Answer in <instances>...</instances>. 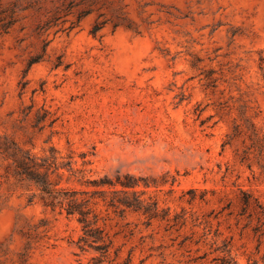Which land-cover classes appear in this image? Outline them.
I'll return each mask as SVG.
<instances>
[{
  "label": "rangeland",
  "instance_id": "1",
  "mask_svg": "<svg viewBox=\"0 0 264 264\" xmlns=\"http://www.w3.org/2000/svg\"><path fill=\"white\" fill-rule=\"evenodd\" d=\"M6 148L157 180L171 222L108 221L118 263L264 264V0H0V264H88Z\"/></svg>",
  "mask_w": 264,
  "mask_h": 264
},
{
  "label": "trees",
  "instance_id": "2",
  "mask_svg": "<svg viewBox=\"0 0 264 264\" xmlns=\"http://www.w3.org/2000/svg\"><path fill=\"white\" fill-rule=\"evenodd\" d=\"M97 32L98 29L93 34L96 36ZM9 150L6 148L4 152L12 159L13 175L19 181L33 184L45 207L76 218L82 229V235L77 242L78 249L82 254L91 252L95 254L88 264H131V256L122 263L117 262L119 251H115L114 257L112 256L113 239L107 231L108 221L124 220L129 213H133L144 217L147 226L156 219L171 222L167 212L164 211V216L161 215L158 202L152 200V197L148 200L144 198L146 192L142 188L158 187L156 179L118 172L113 177L104 174L85 182L80 179L79 182L85 184L86 189L64 188L54 182L52 176L61 179L62 175L59 172L63 169H67L72 175L76 174L72 170V162L58 164L54 157L39 160L29 152ZM82 158H86V155L83 154ZM252 200L249 194L244 193L246 208L251 206ZM253 201L261 208L257 200ZM221 264L236 263L233 259L224 257Z\"/></svg>",
  "mask_w": 264,
  "mask_h": 264
}]
</instances>
